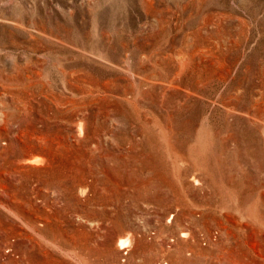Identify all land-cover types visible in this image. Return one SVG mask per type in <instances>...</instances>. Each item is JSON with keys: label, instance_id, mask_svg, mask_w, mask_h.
Returning <instances> with one entry per match:
<instances>
[{"label": "rangeland", "instance_id": "1", "mask_svg": "<svg viewBox=\"0 0 264 264\" xmlns=\"http://www.w3.org/2000/svg\"><path fill=\"white\" fill-rule=\"evenodd\" d=\"M0 264H264V0H0Z\"/></svg>", "mask_w": 264, "mask_h": 264}, {"label": "bare ground", "instance_id": "2", "mask_svg": "<svg viewBox=\"0 0 264 264\" xmlns=\"http://www.w3.org/2000/svg\"><path fill=\"white\" fill-rule=\"evenodd\" d=\"M84 122V121H83ZM80 125V124H79ZM79 129H81V130H83V126H82V124H81V127L79 128ZM85 129V128H84ZM35 159H37V158H35ZM37 160H39V159H37ZM127 239V238H126ZM126 239H123L122 240V242L121 243H123V241H126ZM129 239V238H128ZM132 241V240H131ZM48 251V250H47Z\"/></svg>", "mask_w": 264, "mask_h": 264}]
</instances>
